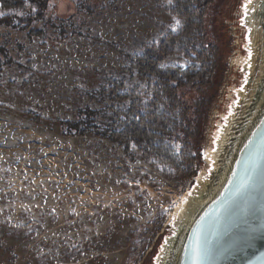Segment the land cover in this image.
Wrapping results in <instances>:
<instances>
[{
  "label": "rangeland",
  "instance_id": "1",
  "mask_svg": "<svg viewBox=\"0 0 264 264\" xmlns=\"http://www.w3.org/2000/svg\"><path fill=\"white\" fill-rule=\"evenodd\" d=\"M247 1L215 0L204 30L187 38L201 49L219 48L215 94L200 135L189 138L192 156H201L191 178L188 163L176 170L138 152L127 155L111 139L68 135L59 123L85 106L110 104L103 92L88 94L106 78L136 87L138 79L122 69V51L156 42L161 25L182 30L168 0H52L50 15L71 17L74 33L64 38L0 26V44L13 58L0 72V264H157L182 221L178 203L189 205L208 175L221 116L242 77L240 15ZM83 3L92 10L81 9ZM164 63L191 60L174 53ZM195 96L190 91L185 99ZM189 151L182 133L180 160Z\"/></svg>",
  "mask_w": 264,
  "mask_h": 264
},
{
  "label": "trees",
  "instance_id": "2",
  "mask_svg": "<svg viewBox=\"0 0 264 264\" xmlns=\"http://www.w3.org/2000/svg\"><path fill=\"white\" fill-rule=\"evenodd\" d=\"M214 2L171 0L166 8L182 20V30L175 32L161 25L164 35L156 42L142 41L139 52L122 51L126 62L122 69L132 80L138 79L136 87L127 88L123 78H106L101 89L88 94L95 96L103 92L110 104L100 109L85 106L78 109L74 119H60L63 133L93 134L111 139L122 146L127 155L138 152L145 159L176 170H183L185 162L188 163V177L195 176L197 170L193 165L201 156H192L194 145L189 138L196 140L200 135L210 96L215 94L219 48L210 43L209 49H201L196 43H187V38L198 28L204 30ZM51 3L52 0H0L6 10L0 15V26L28 30L31 37L70 36L74 33L67 24L71 17L54 18L49 14ZM92 8L88 3L81 6L88 11ZM174 53H183L191 63L186 66L164 63L165 58ZM206 53L212 56L206 59ZM10 62L13 58L7 47L0 44V72ZM190 91L196 96L187 101L185 96ZM182 133L185 147L190 148L183 161L176 152V143Z\"/></svg>",
  "mask_w": 264,
  "mask_h": 264
},
{
  "label": "water",
  "instance_id": "3",
  "mask_svg": "<svg viewBox=\"0 0 264 264\" xmlns=\"http://www.w3.org/2000/svg\"><path fill=\"white\" fill-rule=\"evenodd\" d=\"M251 2L240 15L242 77L221 116L208 175L157 264H195L198 237L211 248L201 264H264V0Z\"/></svg>",
  "mask_w": 264,
  "mask_h": 264
},
{
  "label": "snow or ice",
  "instance_id": "4",
  "mask_svg": "<svg viewBox=\"0 0 264 264\" xmlns=\"http://www.w3.org/2000/svg\"><path fill=\"white\" fill-rule=\"evenodd\" d=\"M168 2L171 3V0H168ZM248 2L251 3V0H248ZM244 9H245V15H247V11H248L247 4L244 5ZM0 15H3V13H0ZM176 23L179 24V21H177ZM249 56H251L250 49H249ZM246 183L247 180L242 181V186L245 185ZM192 252H193V259L195 261V264H201V261L210 255L211 248L208 246L206 241L202 242L201 239L198 237L193 245Z\"/></svg>",
  "mask_w": 264,
  "mask_h": 264
},
{
  "label": "bare ground",
  "instance_id": "5",
  "mask_svg": "<svg viewBox=\"0 0 264 264\" xmlns=\"http://www.w3.org/2000/svg\"><path fill=\"white\" fill-rule=\"evenodd\" d=\"M250 5H251V6H256V3H255V2H251V3H249V6H250ZM244 94H245V93L242 92V95H244ZM228 128H229V127H228ZM228 128H227V129H228ZM224 137H225V135H224V133H223V135H222V141L224 140ZM221 144H222V142H221ZM189 202H190V201H189ZM178 206H179V203H178ZM178 206H177V212L179 211V212H181V213H184L185 210H186V207H187L188 205L185 206L184 209L182 208V205L179 206V207H178ZM182 209H183V210H182ZM163 259H164V258H163ZM163 259H162V261H163ZM162 261H161V263H162ZM162 264H164V262H163Z\"/></svg>",
  "mask_w": 264,
  "mask_h": 264
}]
</instances>
